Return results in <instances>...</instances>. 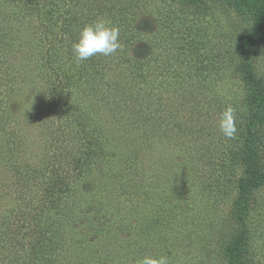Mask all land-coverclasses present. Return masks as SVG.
Wrapping results in <instances>:
<instances>
[{"label": "rangeland", "instance_id": "rangeland-1", "mask_svg": "<svg viewBox=\"0 0 264 264\" xmlns=\"http://www.w3.org/2000/svg\"><path fill=\"white\" fill-rule=\"evenodd\" d=\"M100 1L75 9L91 23L102 17L112 25L108 11L94 7ZM120 1L130 12L125 28L138 30L126 32L134 37L126 56L119 49L83 61L95 64L86 65L80 79L74 42H60L72 72L65 94L75 111L67 117L52 96L58 90L36 17L0 0V18L15 34L0 57V264H24L22 222L42 200L48 178L41 173L53 155L79 156L75 118L82 114L86 128L104 142L103 156L58 200V209L72 217L51 242L53 263L137 264L163 255L169 264H228L224 249L239 227L235 178L243 173L231 152L242 141L239 112L248 95L236 68V43L253 24L217 0L188 8L180 0ZM252 68L264 83V45ZM139 101L146 120L131 110ZM228 105L236 109L234 139L217 126ZM176 122L185 134L174 133ZM70 163L61 168L69 178L75 171ZM252 203L251 253L255 264H264V185Z\"/></svg>", "mask_w": 264, "mask_h": 264}, {"label": "trees", "instance_id": "trees-1", "mask_svg": "<svg viewBox=\"0 0 264 264\" xmlns=\"http://www.w3.org/2000/svg\"><path fill=\"white\" fill-rule=\"evenodd\" d=\"M9 1L19 4L36 17L37 28L41 33V42L45 46L44 62L49 73L53 75V84L58 90V93L55 95L53 93L52 96L57 98L58 104L64 109L67 117L70 112L74 115L75 109L73 108L75 106L70 103L67 94H65V90L70 87V78L67 77L72 75L71 68L67 66L70 56L66 49H62L60 42L68 41V39L75 42L80 29L91 23L90 15L84 17L75 9L84 5L88 0ZM108 2H110L109 6L104 5L101 0L100 3L97 2L98 8L96 4L94 7L101 12L107 10L112 25L119 27L122 44L121 55L126 56L134 41L131 39L134 38L133 35H127L126 32L133 29V33L136 35L138 30L135 31V27L125 28L127 26L125 22L130 15L126 4V6L123 5L120 0H108ZM180 2L181 6L188 8L198 5L200 0H180ZM217 2L229 10L239 13L253 24L252 29L242 34L236 43L239 55L236 68L240 74L241 83L248 90V95L239 112L243 126L242 141L231 152L233 163L241 164L243 171L241 176L235 178L234 202L238 207L236 221L239 227L232 240L225 246L224 254L228 264H255L256 260L251 253L252 237L248 220L253 208V193L264 185V131L262 129L264 125V83L255 76L252 61L259 55L264 45V0H217ZM123 26L125 30H122ZM14 37L13 27L5 25L3 18H0V57L4 50L10 46V43H13ZM131 61H140L141 66L146 63V60L139 59H131ZM94 64L95 60L92 59L86 65L93 67ZM86 65L80 63L78 73L76 72L74 75H81L80 79L84 78V75H87L85 74ZM120 99L126 105L130 104V96L122 94ZM139 102L137 107L131 110L139 115L141 113L139 118L142 117L146 120V115L142 114L145 111V103ZM79 117L75 118L77 126L81 129L82 137V147L77 151L80 152L79 156L70 161L69 153L65 152L60 157L58 154L53 155L46 165V169L42 171L44 173H41L48 178L42 187V200L37 203L34 212L26 218L25 223L22 222L23 226L25 224V230L22 233L27 238L23 252L24 264H54L49 254V250L52 249L51 242L55 235L57 236L58 232H61V225L72 217L66 214L68 210L58 209V200L61 199L60 196L70 192L74 182L89 174L92 166L97 165L103 156L104 142L86 128L87 115L82 114ZM174 118L176 120L177 115L176 117L173 114L169 116V119ZM62 127V130H65V127ZM171 128L176 134L186 133V128L179 122L173 124ZM68 162H73L70 164L75 167L70 178L61 173V168H64ZM61 214L62 216L59 218Z\"/></svg>", "mask_w": 264, "mask_h": 264}, {"label": "clouds", "instance_id": "clouds-1", "mask_svg": "<svg viewBox=\"0 0 264 264\" xmlns=\"http://www.w3.org/2000/svg\"><path fill=\"white\" fill-rule=\"evenodd\" d=\"M120 29L111 25L109 21L98 17L90 24L84 25L77 40L73 43L72 53L77 66L95 56H112L121 49ZM223 94L222 90H217ZM217 126L221 134L227 139H234L237 133L236 109L228 105L219 114ZM137 264H169L166 256H144L137 260Z\"/></svg>", "mask_w": 264, "mask_h": 264}]
</instances>
